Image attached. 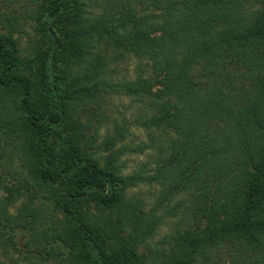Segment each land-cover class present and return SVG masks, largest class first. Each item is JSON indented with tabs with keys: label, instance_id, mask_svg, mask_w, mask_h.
I'll use <instances>...</instances> for the list:
<instances>
[{
	"label": "trees",
	"instance_id": "16d2710c",
	"mask_svg": "<svg viewBox=\"0 0 264 264\" xmlns=\"http://www.w3.org/2000/svg\"><path fill=\"white\" fill-rule=\"evenodd\" d=\"M130 58L134 78L117 76ZM113 96L139 103L154 151L133 173L122 150L98 156L103 126L127 135ZM141 184L152 206L129 196ZM0 264H264V0H11Z\"/></svg>",
	"mask_w": 264,
	"mask_h": 264
},
{
	"label": "rangeland",
	"instance_id": "374dc122",
	"mask_svg": "<svg viewBox=\"0 0 264 264\" xmlns=\"http://www.w3.org/2000/svg\"><path fill=\"white\" fill-rule=\"evenodd\" d=\"M10 2L11 0H0V12L3 11V8L6 9V5ZM27 40V35L22 34L21 45L24 49H26ZM142 65L144 66L145 73L148 72L149 67L145 59H142ZM139 66L140 63L137 58H130L119 67L116 75L133 79ZM108 101V107L112 118L118 121V125L126 123L128 130L126 137L121 138V136H119L120 140L115 145L110 144L108 139H106L107 137L116 135L117 133V125L113 120L110 121L107 126H103L100 130H98L97 144L99 145L98 150L100 151L98 156H100L104 161L110 159L114 151L122 150V154L118 155L120 156V163L125 166L124 172L133 173L134 171L139 170L144 163L152 162L154 159L153 149L146 148V145L149 144L148 132L141 126L133 123L136 113L139 112V103L133 98L127 96H113L109 98ZM149 167H152L151 164H149ZM153 193L154 186L151 187L147 184H141L138 187L131 189L129 191V196H141L146 199L148 206H152ZM182 217L183 214L179 212L177 217L167 219L165 224L158 230L155 239H160L163 235L170 231L173 224L178 223ZM139 254L145 263H148L150 254L148 247L140 248Z\"/></svg>",
	"mask_w": 264,
	"mask_h": 264
}]
</instances>
